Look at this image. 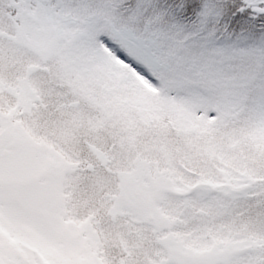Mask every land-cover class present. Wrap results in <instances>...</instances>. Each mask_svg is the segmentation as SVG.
<instances>
[{
    "label": "snow or ice",
    "instance_id": "obj_1",
    "mask_svg": "<svg viewBox=\"0 0 264 264\" xmlns=\"http://www.w3.org/2000/svg\"><path fill=\"white\" fill-rule=\"evenodd\" d=\"M0 264H264V0H0Z\"/></svg>",
    "mask_w": 264,
    "mask_h": 264
}]
</instances>
